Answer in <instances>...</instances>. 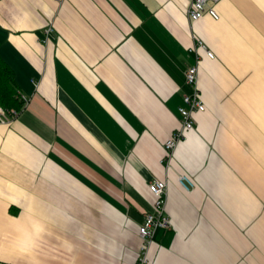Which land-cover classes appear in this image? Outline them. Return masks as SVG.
<instances>
[{"label":"crops","instance_id":"obj_1","mask_svg":"<svg viewBox=\"0 0 264 264\" xmlns=\"http://www.w3.org/2000/svg\"><path fill=\"white\" fill-rule=\"evenodd\" d=\"M191 1L0 0L27 100L0 121V264H135L155 178L170 226L150 264H264V0L193 23ZM196 62L205 110L167 168Z\"/></svg>","mask_w":264,"mask_h":264},{"label":"built area","instance_id":"obj_2","mask_svg":"<svg viewBox=\"0 0 264 264\" xmlns=\"http://www.w3.org/2000/svg\"><path fill=\"white\" fill-rule=\"evenodd\" d=\"M221 0H192L188 9V20L193 23L200 20L205 14L210 15L213 19H217L218 16L214 10L213 5L217 4ZM51 29H48L46 33H49ZM196 51L202 49L206 56L210 59L213 55L206 49L202 42L198 41L196 44ZM195 51V49H194ZM198 60V58H197ZM198 67L197 62L195 65L189 67L185 73V84L191 89L189 94L183 95V105L178 108V114L180 117V127L167 139L164 144L165 156L161 160L167 168L170 167L174 152L178 144L184 138L186 132L194 128L193 115L196 113L204 112L205 106L200 97V93L197 86ZM23 102V106L27 104L26 98L19 96ZM19 111L5 110L0 106V121L3 123H9L17 115ZM181 187L187 189L185 183L191 184L188 177L180 175L177 179ZM148 189L154 197L152 204V211L144 216L142 224L138 228V237L141 241L139 248L138 258L135 264H150L149 250L154 242V234L157 229H167L170 226V220L166 213V196H167V183L159 179H152L148 183Z\"/></svg>","mask_w":264,"mask_h":264},{"label":"trees","instance_id":"obj_3","mask_svg":"<svg viewBox=\"0 0 264 264\" xmlns=\"http://www.w3.org/2000/svg\"><path fill=\"white\" fill-rule=\"evenodd\" d=\"M15 82L14 72L0 57V106L5 110L21 111L23 102Z\"/></svg>","mask_w":264,"mask_h":264}]
</instances>
